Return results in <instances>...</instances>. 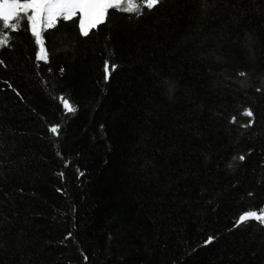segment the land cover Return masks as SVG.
<instances>
[{"label":"trees","instance_id":"trees-1","mask_svg":"<svg viewBox=\"0 0 264 264\" xmlns=\"http://www.w3.org/2000/svg\"><path fill=\"white\" fill-rule=\"evenodd\" d=\"M140 11L5 30L0 264H264V0Z\"/></svg>","mask_w":264,"mask_h":264},{"label":"snow or ice","instance_id":"snow-or-ice-1","mask_svg":"<svg viewBox=\"0 0 264 264\" xmlns=\"http://www.w3.org/2000/svg\"><path fill=\"white\" fill-rule=\"evenodd\" d=\"M140 3L148 10H152L161 3V0H140ZM140 3H137V0H0V48L10 46V36L5 30L19 31L21 20L26 17L35 44L39 46L36 60L47 62L48 55L44 47L42 34L47 29L53 28L58 19L72 21L79 16V33L82 36H88L91 29L105 22L109 10L142 15ZM24 30L27 32L28 27L25 26ZM116 67V65L110 67V62L104 61L103 78L106 82L110 78L111 71H114ZM240 75L245 74L240 73ZM59 101L66 112L75 111L74 106L64 96H61ZM245 114L252 115L251 111H246ZM49 131L52 134H57L58 126L51 127ZM239 159L244 160L245 157L240 156ZM249 220H256L264 224V210H261L260 213L249 211L241 214L236 221V226ZM213 239L210 236L205 244L211 243ZM85 259L87 258L85 257Z\"/></svg>","mask_w":264,"mask_h":264},{"label":"rangeland","instance_id":"rangeland-1","mask_svg":"<svg viewBox=\"0 0 264 264\" xmlns=\"http://www.w3.org/2000/svg\"><path fill=\"white\" fill-rule=\"evenodd\" d=\"M140 0H137V3L139 2ZM29 15L31 14L30 12L28 13ZM23 15V14H22ZM26 18V17H25ZM76 18L79 19V16H77ZM27 20V19H26ZM22 21V20H21ZM30 26V25H29Z\"/></svg>","mask_w":264,"mask_h":264}]
</instances>
